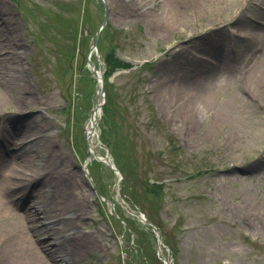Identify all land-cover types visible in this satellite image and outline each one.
<instances>
[{
	"label": "rangeland",
	"instance_id": "1",
	"mask_svg": "<svg viewBox=\"0 0 264 264\" xmlns=\"http://www.w3.org/2000/svg\"><path fill=\"white\" fill-rule=\"evenodd\" d=\"M0 16H12L0 30L23 44L9 66L25 71L29 92L20 105L0 83V133H29L44 151L46 135L55 146L46 168L67 204L73 189L82 205L66 211L75 261L53 257L59 236L29 222L50 264H264V0H0ZM106 58L130 66L109 75ZM91 62L105 100L93 143ZM19 149L5 148L0 177ZM16 160L29 179L27 157ZM30 195L17 213L43 200ZM48 217L38 212L61 227ZM21 255L0 248V264H37Z\"/></svg>",
	"mask_w": 264,
	"mask_h": 264
},
{
	"label": "bare ground",
	"instance_id": "2",
	"mask_svg": "<svg viewBox=\"0 0 264 264\" xmlns=\"http://www.w3.org/2000/svg\"><path fill=\"white\" fill-rule=\"evenodd\" d=\"M169 8L173 12L172 15L174 17L179 16L180 11L178 9ZM4 20H8L12 23L11 20H13V18L12 16H0V24ZM8 34H11L10 30L4 32L0 30V83L4 84L11 93L16 95V100L19 101L20 105H24V103L26 104L27 102L26 98L29 94L28 88L24 83L26 73L24 70L9 66L12 63L18 65L17 62H19L24 53L21 51V49H23V44L21 41L12 39ZM261 44V50L264 51V38L261 40ZM89 68L93 71L98 81V94L100 92L101 80L103 79L104 73L96 67L95 63L91 62ZM103 100L104 98L98 94V101L95 108H97L99 104L101 108ZM100 108L98 106V111L94 110L92 112L86 129V136L90 143H93V138L96 135V129L93 128V126L98 123L101 115ZM36 126L38 129L37 133L42 134L44 132L43 124L38 123ZM20 131L21 130L16 129L13 135L9 136L7 134V137L3 135L2 132L0 133V163H4V161L8 159L7 155L4 153L5 148H9L13 145H19L21 147V149L15 152H8L11 154L10 157H12V160L7 164V167L3 170L0 177V221L3 222V225L0 227V248L9 255L15 252L19 261L22 258L21 254L23 248H26L35 256L37 264H50L46 256L34 242V236L36 234H33L30 230L29 222L31 221L34 223V225H31V229H35L36 233L55 231V234L59 236L60 240H56L52 244L54 247L49 248L48 251L53 257L59 255L63 263L69 258L75 261L74 256L72 257V254H69V248L73 251L75 248L68 242L71 241L68 239L69 237L63 235L73 223V218L67 216L66 211H72L74 209L79 210L82 208V205L77 201L73 189L71 194L74 196V201L71 206L67 204V200L59 182L56 181L52 172H50V170L48 171V168H46L47 155L55 151V146L51 140H49L46 135H42V139L45 137L44 139L46 142H44L47 144L46 151H44L40 145L32 144V140L35 139L34 137H31L29 133H20ZM28 146L29 148H27ZM26 157L28 162H25V164L27 163L31 169V177L29 179L23 177L20 173L22 170L20 168L22 163L16 160L17 158L25 159ZM92 157H94V155L92 156L91 153L90 160H92ZM94 159L99 162H105L109 166L116 168L115 164L109 158L96 156ZM64 172L65 170L61 171L63 176L67 177V179L72 182L76 181L75 174L67 173L65 175ZM33 180H36L35 184H32ZM32 188L36 190L37 195L43 198V200L38 202L39 204L37 207L35 206L36 203L31 204V206L29 205V209L24 214L17 213L12 207L13 204L18 201L27 203V201L32 198V195H30ZM30 208H35V211ZM42 211L47 213L49 221L61 227L54 228L50 225L52 223H42L38 218V212ZM26 243H28V245H26ZM25 262L26 264H30L27 261Z\"/></svg>",
	"mask_w": 264,
	"mask_h": 264
},
{
	"label": "water",
	"instance_id": "3",
	"mask_svg": "<svg viewBox=\"0 0 264 264\" xmlns=\"http://www.w3.org/2000/svg\"><path fill=\"white\" fill-rule=\"evenodd\" d=\"M107 21H108L107 16H105L104 19H103V22H102V27L97 31V35H96L97 37H96V40H95V42H94V47H96V46L98 45L100 33H101L103 27L107 24ZM99 95H100L101 97H103V95H104V85H103V82H102L101 87H100V93H99ZM98 106H99V108H100V104H99ZM98 106H97V108L95 109V111H98ZM92 156H93V155H92ZM92 159H94V157H92ZM140 218H141V219H142L147 225H149V226L153 229L154 233L156 234V237L159 238L160 234L158 233V229L154 226V224H153L149 219H147L146 217H144V215H143L142 213L140 214ZM159 241H160V240H159Z\"/></svg>",
	"mask_w": 264,
	"mask_h": 264
},
{
	"label": "trees",
	"instance_id": "4",
	"mask_svg": "<svg viewBox=\"0 0 264 264\" xmlns=\"http://www.w3.org/2000/svg\"><path fill=\"white\" fill-rule=\"evenodd\" d=\"M105 62L107 63L108 66L106 73H108L109 75H112L116 70H119L121 68H127L130 66L129 64H126L124 61L120 62L116 59L114 61L115 65L112 66V60L110 58H106Z\"/></svg>",
	"mask_w": 264,
	"mask_h": 264
}]
</instances>
